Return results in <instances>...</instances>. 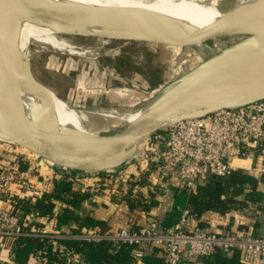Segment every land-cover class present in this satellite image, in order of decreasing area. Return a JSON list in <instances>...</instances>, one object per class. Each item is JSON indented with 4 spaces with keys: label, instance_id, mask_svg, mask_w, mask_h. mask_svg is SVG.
I'll return each instance as SVG.
<instances>
[{
    "label": "water",
    "instance_id": "water-1",
    "mask_svg": "<svg viewBox=\"0 0 264 264\" xmlns=\"http://www.w3.org/2000/svg\"><path fill=\"white\" fill-rule=\"evenodd\" d=\"M142 13L150 19L152 28L141 26L130 10L120 7L0 0V141L17 145L62 170L102 174L134 160L139 147L161 130L264 100V52L246 50L250 36L264 31V15L256 10L236 11L199 30L162 34L156 16L145 10ZM11 15L76 28L107 23L114 30L111 36L77 33L71 37L196 49L210 56L160 88L132 123L94 140L44 126L42 121L50 114L47 103L51 91L35 79L30 60L26 65L28 82L38 89L44 102L40 118L34 111L28 115L21 110L12 112L18 75L13 63L15 40ZM238 35L245 37L234 40L233 36ZM210 41L215 48L207 50L205 45Z\"/></svg>",
    "mask_w": 264,
    "mask_h": 264
},
{
    "label": "built area",
    "instance_id": "built-area-1",
    "mask_svg": "<svg viewBox=\"0 0 264 264\" xmlns=\"http://www.w3.org/2000/svg\"><path fill=\"white\" fill-rule=\"evenodd\" d=\"M135 159L147 167H154L158 177L159 205L172 181L178 183L180 191L190 194L209 176L224 177L240 170L241 167L233 162H251L254 167L264 165V100L182 121L161 130L139 147ZM31 177H36L33 168L20 170L16 164L1 168L0 198L7 197L10 201L12 186L25 192L31 191ZM138 179L132 181L137 182ZM99 188L97 186L88 191L94 193ZM15 205L0 209V240L30 236L46 238L52 244L66 237L87 242L107 240L132 249L154 247L159 250L163 264H181L191 258L207 259L215 254L238 251L245 264H264V233H215L207 229H190L194 215L187 208L180 210L179 220L170 227H164L157 217H149L135 229L122 228L109 234L52 236L38 227L25 224L21 211ZM67 262L81 263L74 254L67 258Z\"/></svg>",
    "mask_w": 264,
    "mask_h": 264
},
{
    "label": "crops",
    "instance_id": "crops-1",
    "mask_svg": "<svg viewBox=\"0 0 264 264\" xmlns=\"http://www.w3.org/2000/svg\"><path fill=\"white\" fill-rule=\"evenodd\" d=\"M116 76L118 78L115 77L114 80H119L120 75L117 74ZM100 79H102L101 75H97L94 84L97 85ZM157 91H154L153 94ZM151 97V95L146 96L144 104ZM141 99L142 97L138 99V102ZM17 161L25 163L27 167L24 170L33 168L36 171V177L30 178L33 186L31 191L25 192L16 186L10 188V196L18 200L19 205H21L23 199H31L33 202L36 197L50 192L55 183L60 180L71 182L69 193L72 195H86L83 201L71 206L63 201L53 200L55 206L52 215L49 217H37L18 206L21 211L20 216L25 224L38 227L48 235L109 234L122 228L135 229L144 224L149 217H157L163 222L173 223L176 217L180 215V210L188 208V194L180 191L176 181L170 183L159 205L157 174L154 169L147 167L136 159L124 164L115 171L88 175L70 170L58 171L53 165L35 159L29 152L26 154L12 144L0 141V170ZM233 164L241 167L240 170L244 173L257 179L263 177L257 189L264 192L263 164L255 167L251 162L236 161ZM137 177H139L137 182L132 181ZM97 186L100 188L96 192L88 191V189ZM66 196L64 195V198ZM138 200L144 201L146 204L154 202L155 205L151 206L149 210H143L138 206L130 207V204L136 203ZM237 200L245 203L244 206L230 209L224 214L207 211L199 219L193 218L190 221V229H207L215 233L243 234L248 232L254 235L263 234L264 199L259 203L247 202L243 197H238ZM13 206V202L7 200V197L0 198V209H9ZM64 210H69L73 217L66 224L57 227L54 217L61 215ZM88 220L99 222L101 225H92V223H88ZM54 248L56 249V247ZM131 255L134 261L133 264H145L144 258L161 259L159 250L154 247L134 248ZM223 256L229 261L233 257V252L225 253ZM78 258L84 264L79 256ZM8 261V250L4 245V241L0 240V264H7ZM39 261L40 259L37 257L30 260L33 264H38ZM239 261L240 264H245L241 260V254ZM181 264H214V262L212 257L207 259L191 258Z\"/></svg>",
    "mask_w": 264,
    "mask_h": 264
},
{
    "label": "rangeland",
    "instance_id": "rangeland-1",
    "mask_svg": "<svg viewBox=\"0 0 264 264\" xmlns=\"http://www.w3.org/2000/svg\"><path fill=\"white\" fill-rule=\"evenodd\" d=\"M45 1L120 7L130 10L132 17L141 26L153 27L152 22L142 13L141 9L120 6L111 1L100 0L101 3L96 0ZM28 20L33 26L72 44L74 52L72 54L61 53L48 45L35 42L22 33L19 26H11L14 40L17 41L13 53L14 65L18 70L23 71L22 74L26 77L24 79L29 84L26 65L30 60V68L35 79L48 88L55 98L75 109L137 111L145 105L146 96L156 95L153 94L154 91L159 90L210 56V54L205 55L196 49L167 48L143 43L102 40L95 37H71L77 33H98L103 37L111 36L114 30L107 23L76 28L54 25L37 19ZM170 25V23L159 25L160 32L162 34L182 32L180 28ZM64 34L67 36H63ZM16 46L19 47L18 50ZM205 48L207 50L215 48L214 42L206 43ZM117 74L120 75L119 80H114L115 77L118 78ZM97 75H101L102 79L96 85L94 80ZM32 89L36 94L34 101L40 99L42 95L40 96V93L38 95V89L35 87ZM141 97L142 99L138 102ZM126 125L123 122L117 123L106 133L111 134L122 130ZM14 147L28 153L17 145Z\"/></svg>",
    "mask_w": 264,
    "mask_h": 264
},
{
    "label": "trees",
    "instance_id": "trees-1",
    "mask_svg": "<svg viewBox=\"0 0 264 264\" xmlns=\"http://www.w3.org/2000/svg\"><path fill=\"white\" fill-rule=\"evenodd\" d=\"M15 164L20 170L27 167L22 161L12 163V165ZM149 168L154 169L152 165ZM262 179L263 177L257 179L242 170H234L224 177L209 176L188 194L187 209L194 215V218L199 219L207 211L224 214L230 209L244 206L245 203L237 200L238 197H243L247 202L259 203L264 199V192L257 189ZM70 185V181L60 180L55 183L50 192L36 197L33 202L31 199H23L21 205H19L18 200L14 197H11L10 201L13 204L17 203L16 207L20 206L24 211L35 213L37 217H49L52 215L55 206L53 200L63 201L71 206L86 198L85 194L72 195L69 193ZM64 195H67L66 198H64ZM153 205H155L154 202L146 204L144 201L138 200L136 203L130 204V207L138 206L143 210H149ZM72 217L69 210H64L61 215L54 217L56 226L66 224ZM178 220L179 215L173 223L161 220L160 222L164 227H170ZM89 222L92 225H101L93 220H88ZM3 241L8 250L9 261L7 264H33L30 260L35 257L40 259L38 264H68L67 258L71 254L79 256L84 264H133L134 262L131 255L132 247L107 240L87 242L66 238L55 240V245H53L46 238L30 236L5 238ZM232 252L233 257L229 261L223 255L215 254L211 256L214 264H240V253L238 251ZM143 261L145 264H163L162 259L154 257L144 258Z\"/></svg>",
    "mask_w": 264,
    "mask_h": 264
},
{
    "label": "bare ground",
    "instance_id": "bare-ground-1",
    "mask_svg": "<svg viewBox=\"0 0 264 264\" xmlns=\"http://www.w3.org/2000/svg\"><path fill=\"white\" fill-rule=\"evenodd\" d=\"M104 1H111L120 6L133 7L148 11L149 13L154 14L157 18H159L157 20L159 25L163 26L166 23H170V26L174 28H180L182 32L195 31L207 27L219 21L225 15L231 14L232 12L236 11L256 10L260 15H264V0ZM10 24L13 27L19 26V29L22 33H24L26 36L30 37L37 43L48 45L61 53L72 54L74 52V46L72 44L49 32H44L43 30L33 26V24L30 23L28 18H24L19 15H11ZM15 29L19 30L18 28ZM244 37V35L233 36L234 40L237 41L244 39ZM250 39L251 43L249 46L246 47V50L264 52V31H257L255 34L250 36ZM15 42L17 41L15 40ZM16 47L18 50L19 47ZM238 52H242V50H239ZM14 68L17 72L18 77L16 95L12 107V112L21 110L24 114L28 115L30 112L34 111V113H38L37 116L38 118H40L41 110L43 107V98L40 97V99L38 98L34 101V96L36 95L32 89L34 87H31L26 82V77L22 74L23 71L21 72L20 70H18L15 65ZM47 105L50 114L46 120L42 121L45 127L52 128L58 131H71L81 137L90 138L94 140H98L99 137L102 135H110V133L106 132H109L110 129L117 123H132L142 112V108L134 112H122L115 109H75L69 104L55 98L52 92L50 93V98ZM10 115L11 118L14 117L13 113H10Z\"/></svg>",
    "mask_w": 264,
    "mask_h": 264
}]
</instances>
